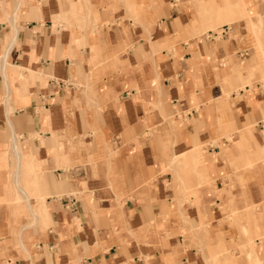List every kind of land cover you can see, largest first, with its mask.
Masks as SVG:
<instances>
[{"label":"crops","instance_id":"1","mask_svg":"<svg viewBox=\"0 0 264 264\" xmlns=\"http://www.w3.org/2000/svg\"><path fill=\"white\" fill-rule=\"evenodd\" d=\"M0 182V264H264V0H0Z\"/></svg>","mask_w":264,"mask_h":264},{"label":"rangeland","instance_id":"2","mask_svg":"<svg viewBox=\"0 0 264 264\" xmlns=\"http://www.w3.org/2000/svg\"><path fill=\"white\" fill-rule=\"evenodd\" d=\"M9 149V147L7 148V150ZM16 160H17V164H18V162H19V157L15 154V153H10ZM11 155H9V151H7V155H6V164H5V167H6V171H7V173H12L13 171H14V165H13V167H11V168H9V163H8V161H13V158H12V156ZM17 164H16V166H17ZM24 167H26V166H28V165H23ZM35 169H37V168H39L38 167V164L37 165H32ZM26 172L29 174H32L33 172H29V170L28 169H26ZM1 183V182H0ZM20 183H21V187L25 190V192L26 193H24L23 195H22V197H19V196H16V198H15V200H14V196H13V193H14V188H15V185H14V183L12 182V180L11 179H7L6 181H5V190H6V194H7V198H6V204H13V203H22V204H24V202H26L27 203V210H28V212H29V208H32V209H34L33 208V206H31L30 205V196H29V189H30V187H31V184L29 183V182H25V183H23L22 182V180H20ZM39 188V183H38V185L34 188L35 190H37ZM9 194V195H8ZM29 205V206H28ZM22 217H28V214L25 212V211H23L22 210ZM23 242V241H22ZM24 243V242H23ZM25 244V243H24ZM253 247H255L254 245H253ZM27 248V247H26ZM247 257H249V258H246V260H247V262H248V259L250 260V261H255V262H257V264H260L261 263V260H260V258L258 257V256H256V255H254V254H252V253H249L248 254V256ZM261 264H263V263H261Z\"/></svg>","mask_w":264,"mask_h":264},{"label":"bare ground","instance_id":"3","mask_svg":"<svg viewBox=\"0 0 264 264\" xmlns=\"http://www.w3.org/2000/svg\"><path fill=\"white\" fill-rule=\"evenodd\" d=\"M11 150L12 151H14V152H16L17 154H20L22 151H21V148H20V146H19V144H18V142H17V140H16V138H15V136H14V138H13V140L11 141ZM14 184L16 185V186H18L19 187V181H15L14 182ZM19 189V188H18ZM21 189V188H20ZM22 192V190L20 191V193ZM249 258V257H248Z\"/></svg>","mask_w":264,"mask_h":264}]
</instances>
